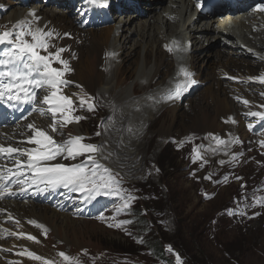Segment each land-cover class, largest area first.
Instances as JSON below:
<instances>
[{
    "label": "rangeland",
    "instance_id": "obj_1",
    "mask_svg": "<svg viewBox=\"0 0 264 264\" xmlns=\"http://www.w3.org/2000/svg\"><path fill=\"white\" fill-rule=\"evenodd\" d=\"M0 2L6 6L8 4V0ZM156 4L155 1L150 7ZM37 6L38 4L32 5L31 9ZM47 9L46 12L50 13L49 10L52 8ZM140 10L142 14L143 8L140 7L139 13ZM147 12L145 11L140 18L146 20ZM9 13L10 10L0 19L5 31L12 30L16 24L11 20ZM68 13L77 17L73 9L68 10ZM134 13L132 11L129 15ZM114 19L119 20L117 16ZM134 39L127 45L125 51V53L133 52V57L128 64H124L125 67L120 75L126 78L125 83L117 90L125 88V93L117 94L116 91L114 95H103L96 92L91 95L96 100V110L88 111L86 107L78 109L75 114L84 117L80 120L81 124H70L63 129L64 136H61L65 139L69 133L73 135L82 128L83 136L87 138L85 142L102 144L105 154L113 153L104 163L119 172L122 178L121 187L125 190L124 195L134 197L130 201V206L97 221L80 220L72 216L67 219L61 215L51 216L52 225L50 224L39 242L26 238L32 233L23 224H17L16 221L4 222L1 230L7 229V231L1 232L5 235L0 237V251L3 252L0 256V264H42L41 261L29 258L27 254L18 255L24 250L39 251L36 255L59 264H63L62 258L57 255L59 252L78 258L81 264H85L89 256L90 262L94 264H164L159 261L164 255L163 248L154 245L155 249L151 250L150 243L147 242V239L157 237V229L153 225L158 227L157 239L160 241V237L163 239L161 242L166 254L173 261H176L175 253L168 247L178 249L186 264H264V208H262L263 213H260V207L263 205L253 202L254 199L264 198V193L256 195L254 188L264 184V146H262L264 140L261 135H249L243 122L245 117L251 118L246 115L247 113L264 111V107H261L264 105V97L260 91L255 90H248L250 93L248 95L255 93L253 100L241 95L224 94L223 98L226 97L230 102V111L217 112L216 109L219 108L217 101L220 106L219 99L206 95L205 84H202L194 94L187 98L181 97L180 102H177L181 107L176 109V119L171 111L172 107H176L177 100H174L171 102L173 105L168 104L170 108L167 111H163L166 106L162 104L156 106L157 108L152 111L151 119L144 121V125L120 129L122 134L118 138L113 127L108 126V118L112 117V111L107 101L111 100L116 109L123 103L120 102L121 96L127 93L131 94L134 100L136 98L147 100L148 94L146 86L129 77L143 57L142 54L140 55V44L136 45ZM52 45L54 47L49 51L53 53L58 48H63L60 45L56 46L55 43ZM220 47L223 49L222 46ZM218 50L219 48L215 47L210 53ZM67 55H69L67 51L61 53V57L69 61L73 70L66 77L72 81L76 76L77 59L75 54L70 57ZM130 62L134 64L132 69L128 67ZM55 66L60 67V65ZM96 67H98L97 63ZM85 77L84 81L89 80L88 71ZM72 82L69 87L74 86L72 88L77 89L74 93H80L81 89L74 81ZM113 84L114 82L109 81L104 86H108L111 90ZM134 87H136V95L133 93ZM83 90L86 92L84 87ZM244 100L249 103L245 105ZM254 102L260 106L258 107ZM80 110L86 112L81 114ZM198 114H200L198 120L200 130H197L193 124ZM235 118L239 120V124L232 126L230 121H235ZM138 119L135 118L134 122ZM128 128H132L136 134H130ZM97 132L101 135L97 136ZM123 137L125 140L121 141ZM216 137L229 143L227 146L219 145ZM233 138L238 139L240 143H231ZM124 151L135 152L132 164L123 163L125 159L121 158L124 156ZM180 154L185 155V162ZM241 154L250 163L248 171L254 173L257 178L233 179L235 183L237 182V190H242L247 196H251V200L244 205L248 201L243 198L241 206L238 207L240 211L235 212L232 217L237 228H232L229 226V221L224 218L212 220L218 217L219 212L234 198L236 188L233 184L219 190L214 182L223 165L231 161L233 155L241 156ZM221 160L225 163L221 164ZM199 163L204 167L200 169ZM201 170L203 171L200 172ZM207 171H213L210 178H204ZM242 185L245 187L242 188ZM118 200L121 205L122 201L119 198ZM257 204L259 207L256 206ZM148 208L152 211V221L147 213ZM241 212L244 214L241 215ZM255 213H258L257 217H252ZM141 215L148 218L151 223L144 224L143 230L139 228L140 223H145ZM121 221H129V223L121 224L120 227H109L110 224L116 225ZM9 232L24 233L25 237L18 239L15 235L10 236ZM50 235L52 239L49 241ZM6 258H11V261H6ZM176 264L180 263L176 261Z\"/></svg>",
    "mask_w": 264,
    "mask_h": 264
},
{
    "label": "bare ground",
    "instance_id": "obj_2",
    "mask_svg": "<svg viewBox=\"0 0 264 264\" xmlns=\"http://www.w3.org/2000/svg\"><path fill=\"white\" fill-rule=\"evenodd\" d=\"M48 1L53 4L50 5L52 6V9L49 10L50 13L46 12L49 5L45 3L43 6L41 3L34 12L35 16L31 17L26 12H19L30 10L26 7H21L22 9L19 10L14 9L18 4L27 6L28 1L22 0L17 3V0H12L11 9L13 10L9 16L13 22L30 20L34 26L53 32L52 43L63 47L69 53L68 57L75 54L77 59L76 76L72 81L75 85H82L89 94L100 92L103 95H114L122 87L126 78L120 77L121 71L125 67L124 64H128L134 54L129 51L125 53V51L127 45L134 38L136 45L140 44V55L142 54L143 57L129 77L136 79V82L142 83L148 88L146 98L157 95L166 87L174 84L177 79H181V67L193 74L192 79L199 81L198 84H193L183 96L190 94L195 86L200 85L201 87L206 83L204 93L220 101L221 108L217 101V107H219L216 109L217 112L218 110L230 111V102L226 97L223 98L224 94L241 95L248 100L255 98L253 96L255 93L248 95L250 94L248 90L260 91L261 94H264V84L258 80H249V77H258L264 73V31L259 33L251 31L258 35L255 39H251L247 33L251 27L246 24L244 19H241V16L198 14L193 12L192 5L186 0H181V3L178 0H139L138 6L143 8L142 14L148 11L146 20L140 18L141 12L135 11V5L132 3L129 4L130 6L125 5L120 8L117 12L119 20H114L111 14H103L104 12L92 8L90 4L93 0H85V5L91 11V16L86 18L85 14L81 15L82 21L79 24L67 11L55 10L65 6V4L59 3L60 0ZM71 1L76 2V0ZM155 1L157 4L150 7V4ZM112 8L114 9V6ZM132 11L135 13L129 15ZM41 16H43L42 20ZM121 17L122 19H120ZM223 42H228L225 43L226 47L222 45ZM242 42L256 47L261 56L254 60L251 59L252 54H248L240 47ZM177 45L179 48L174 50ZM215 47H218L219 50L210 53V50ZM169 48L172 51H169ZM96 63L99 68L96 67ZM133 66V62L128 65L131 69ZM87 71L89 80L84 81ZM160 75L162 76L160 77ZM225 77L242 80V83L234 84L230 81H223L222 79ZM109 81L114 82L111 90L108 86H104ZM257 83L260 85L258 86ZM75 90L77 91L76 88L66 89L68 93H74ZM125 90L123 88L117 91V94L118 92L123 94ZM133 93L137 94L136 87H134ZM262 96L264 97V95ZM121 101L123 102L121 107L115 109V124L112 126L118 138L122 134L120 129L127 126L135 128L144 125V121L151 119L152 111L157 108L156 106L162 104V106H166L163 111H167L170 108L168 104L172 102L154 103L152 100L140 98L134 100L129 93L121 96ZM254 104L260 106L255 102ZM107 105L111 108L113 116V102L109 100ZM180 107V103L178 105L176 102V107H172L173 110L170 109L174 119L177 118L176 109H180ZM9 112L12 117L23 113L18 107L9 109ZM139 116L141 117L138 119ZM199 116L200 114L196 115L193 120L197 130H200ZM135 118L138 120L134 122ZM31 120L45 127L49 124L47 119L36 115L32 116ZM76 135H83L82 128L77 130ZM4 137L5 134L0 129V142L12 143L5 140ZM123 140L125 137L121 139V141ZM123 155L121 158L125 159L123 163L131 162L132 164L135 152L124 151ZM0 208L8 212L1 216V219L9 218V213H11V217L18 219L20 224H23L33 236L37 237L36 241L38 242L45 233L29 221L34 220L47 229L50 224L52 225L51 216L61 215L64 219L70 218L66 214H59L47 206L44 207L34 202H0Z\"/></svg>",
    "mask_w": 264,
    "mask_h": 264
},
{
    "label": "snow or ice",
    "instance_id": "obj_3",
    "mask_svg": "<svg viewBox=\"0 0 264 264\" xmlns=\"http://www.w3.org/2000/svg\"><path fill=\"white\" fill-rule=\"evenodd\" d=\"M93 2L106 4V0H93ZM259 10L264 11V6ZM53 36V32L34 26L30 20H21L12 30L0 32V103L30 105L28 116L36 113L40 117H50L51 120L46 127L38 125L34 120L27 123L24 126L26 131L20 133L22 139L15 141V144L0 142V200L6 196L16 195L17 191L23 193L34 189L35 194L39 195L57 189H66L72 193L82 194L85 200H94L101 195L116 196L122 201L116 211L127 209L134 197L124 195L125 190L121 187L122 178L119 172L104 163L113 153L105 154L104 145L87 143L85 142L87 138L82 135L69 133L65 139H56L57 136H64L65 127L79 123L84 118L75 114L78 109L86 107L88 111H95L97 103L95 98L84 92L80 85H77L81 89L80 93L66 91L73 83L66 77L73 70L69 61L61 57L64 48H58L54 53L49 51L54 47L51 43ZM168 50L172 51L171 48ZM42 52L47 54L42 55ZM180 74L183 75L182 80L177 79L174 84L147 99L154 103L179 100L196 83L192 79L193 74L185 68H180ZM249 80H258L264 84V73L258 77H249ZM243 103L247 105L249 101L244 100ZM246 115L264 121V111H252ZM114 117L115 108L113 116L108 118L109 127L115 124ZM232 122L235 123L234 120ZM248 126L250 130L253 128L252 124ZM127 131L136 134L132 128H128ZM96 135L99 136L101 133L97 132ZM4 139L14 141L15 135H5ZM215 139L219 145L227 146L229 143L218 137ZM230 142L240 143L235 138ZM235 159L236 156L233 155L232 160ZM63 161H73V163L65 164ZM220 163L224 164L225 161L221 160ZM237 179L241 178L237 177ZM243 187L245 186L242 185ZM256 203L264 205V198L257 199ZM4 211L5 209L0 208V213ZM102 216L103 214L100 218ZM11 218L9 213V219ZM16 223L19 224V220ZM29 223L46 234L47 229L44 225L34 220ZM126 223L129 221L110 224L109 227H120L121 224ZM8 234L15 235L18 239L25 237L24 233L9 232ZM26 238L37 240V237L32 235H27ZM25 254L31 259L41 261L42 264H59L27 250L18 253V255ZM57 255L62 258L63 264H81L78 258L65 252H59Z\"/></svg>",
    "mask_w": 264,
    "mask_h": 264
},
{
    "label": "trees",
    "instance_id": "obj_4",
    "mask_svg": "<svg viewBox=\"0 0 264 264\" xmlns=\"http://www.w3.org/2000/svg\"><path fill=\"white\" fill-rule=\"evenodd\" d=\"M239 175H244V172H240V173H238L237 174V176H239ZM161 239V241H163V239L162 238H160ZM159 239H156L154 242H153V244L156 246V247H159L160 249H161V247H162V242H161Z\"/></svg>",
    "mask_w": 264,
    "mask_h": 264
},
{
    "label": "water",
    "instance_id": "obj_5",
    "mask_svg": "<svg viewBox=\"0 0 264 264\" xmlns=\"http://www.w3.org/2000/svg\"><path fill=\"white\" fill-rule=\"evenodd\" d=\"M177 255H178V253H177ZM179 256V255H178ZM180 257V256H179Z\"/></svg>",
    "mask_w": 264,
    "mask_h": 264
}]
</instances>
